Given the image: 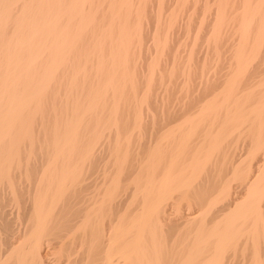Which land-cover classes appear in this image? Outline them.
Masks as SVG:
<instances>
[{"label": "bare ground", "instance_id": "1", "mask_svg": "<svg viewBox=\"0 0 264 264\" xmlns=\"http://www.w3.org/2000/svg\"><path fill=\"white\" fill-rule=\"evenodd\" d=\"M0 264H264V0H0Z\"/></svg>", "mask_w": 264, "mask_h": 264}]
</instances>
